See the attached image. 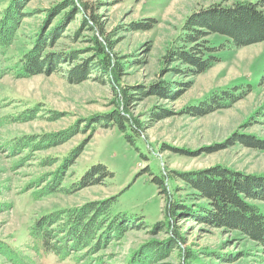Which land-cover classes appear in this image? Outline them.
<instances>
[{
    "label": "rangeland",
    "instance_id": "rangeland-1",
    "mask_svg": "<svg viewBox=\"0 0 264 264\" xmlns=\"http://www.w3.org/2000/svg\"><path fill=\"white\" fill-rule=\"evenodd\" d=\"M61 1L30 0L24 6L27 16L19 25L15 41L5 53L0 52V70L11 68L30 48L47 15L44 11ZM90 1L97 3L100 22L112 42L114 60L123 66L121 84H127L133 92L137 88L144 92L124 109L120 108L143 124V129L135 132L128 128L126 133L132 137L128 141L125 132L116 126L96 124L94 120L115 108L112 83L105 79L99 81L93 73L86 74L89 78L81 82H70L67 70L73 63L63 64V72L50 75L17 78L11 71L4 73L0 77V241L23 255L27 264H129L132 258L145 254L148 246L165 243L171 228L184 238L181 249L153 263L148 260L147 264H262L256 258L264 254L240 232L198 223L186 215L168 216L167 195L151 181L153 174L173 175L172 172L198 171L213 166L264 176V151L235 140L245 135L264 139L261 114V110L264 111L261 83L264 41L233 48L226 43V37L212 33L209 39L216 47L213 54L219 61L204 73L189 78L172 75L169 70L177 67V63H166L163 59L189 15L212 4L230 5L239 0ZM9 3L10 0H0V15ZM148 19H154L152 29L130 30L131 23ZM80 23V16L68 19L61 31L63 37L49 50L76 52L78 62L90 58L88 48L93 32L82 29ZM76 31H79L78 37H74ZM163 80L191 86L186 89L185 84L181 85L173 98L152 95L156 83ZM233 85L242 86L240 90L250 85L251 89L233 105L203 117L182 113L185 107L197 105L214 90ZM32 108L38 112L30 118L26 113ZM25 114L28 120H21ZM155 114H161L162 119L152 121ZM91 122L94 126L89 129ZM59 134L67 136L59 145L50 141L46 149L33 146L17 153L11 150L12 142L18 138L29 143L26 137H40L45 145L49 142L43 140ZM75 147L81 153L74 165L67 168L63 186H68L98 162L106 165L114 176L101 185L43 196L42 180L50 179L51 174L59 171L63 159ZM47 157L53 158L50 166L44 165ZM170 185L184 186L177 177ZM186 191L177 195L185 196ZM113 195H117L118 200L114 211H124L134 220H142V226L147 227H131L93 257L78 258L82 250L59 261L52 254L31 250L29 226L39 216L74 209ZM260 207L264 212V207ZM168 221L171 226L166 225ZM158 222L166 226L161 231L150 232L151 226ZM0 264H10V261L0 255Z\"/></svg>",
    "mask_w": 264,
    "mask_h": 264
},
{
    "label": "trees",
    "instance_id": "trees-1",
    "mask_svg": "<svg viewBox=\"0 0 264 264\" xmlns=\"http://www.w3.org/2000/svg\"><path fill=\"white\" fill-rule=\"evenodd\" d=\"M30 0H10L0 15V52L5 53L15 41L16 32L22 20L27 16L24 6ZM96 2L90 0H62L47 11L42 26L30 48L23 52L17 62L11 67L0 70V77L11 71L17 78H24L38 74L50 75L63 72L62 65L73 63L67 70V78L70 82H81L89 78V74H96L99 81L112 83L114 90V109L105 112L101 118L94 120L102 127L116 126L125 132L127 140L132 137L126 131H139L143 124L134 119L128 113L122 111L125 106L133 103L136 98L144 95L138 88L133 92L127 84L122 85L120 79L123 66L114 60L115 54L109 34L105 33L97 14ZM43 12V13H44ZM61 17L55 21V18ZM74 15L81 17L80 27L90 29L93 32L90 38L91 46L88 50L91 57L78 62L76 52L50 51L49 48L57 45V40L63 37L61 34L64 23ZM154 26V19L134 22L129 25L130 30H150ZM99 33V35H97ZM215 33L226 37V43L233 48H241L264 41V0H239L230 5L212 4L205 9L193 12L182 25V31L177 40L166 50L163 59L166 63H177V67L170 68L172 75L189 78L204 73L210 69L219 58L213 54L216 47L212 46L209 35ZM79 31L74 33L78 37ZM100 36V37H99ZM73 37V38H74ZM226 46L225 44L221 45ZM63 75V74H62ZM264 85V75L261 79ZM186 83L176 81H160L156 83L152 95L160 98H173L178 95L176 91ZM191 85L186 86L189 89ZM242 86L233 85L222 90H214L197 105H189L182 111L183 114L203 117L215 110L233 105L246 96L251 86L245 90ZM184 90V89H183ZM172 92H174L172 94ZM180 93V92H179ZM40 110V109H39ZM161 110V108L159 109ZM36 108L29 109L26 114L32 118L36 116ZM260 113V112H259ZM26 114L21 120H28ZM262 117L264 111L261 110ZM152 121L162 119L161 114L152 116ZM50 119H54L50 117ZM12 120V118H9ZM15 120L12 121H16ZM89 123V129L94 126ZM67 136L61 134L48 138L43 142L40 137L33 139L18 138L11 144V150L15 153L22 148L46 149L47 145L54 142L59 145L66 141ZM53 140V141H52ZM243 145L255 150L264 151V139L252 136H239L235 139ZM51 141V142H50ZM233 143V142H231ZM23 146V147H22ZM52 146V145H51ZM78 148V147H77ZM76 147L68 154L60 164L61 169L51 174L48 180H42V194L48 195L55 192L70 193L86 187L101 185L105 180H110L114 174L102 163L92 164L75 181L68 186H63L64 174L68 167L74 165L80 151ZM76 151V152H75ZM53 164V158L44 159V165ZM161 176L153 174L151 181L166 194L168 216H185L198 223H205L212 227L227 228L243 234L257 247V251L264 254V176L244 174L221 166H213L198 171L172 172ZM177 177L184 184L182 187L170 185V181ZM166 179V181H165ZM171 187V190H170ZM187 190L185 196L177 195ZM117 195L89 202L77 208L56 210L39 216L29 226V235L32 238L31 250L40 254H52L57 260H64L74 253L84 251L80 257H88L106 247L113 238L119 237L131 227L142 226L144 222L133 219L124 211H114L118 202ZM133 219V220H132ZM139 220V222H135ZM164 223L158 222L151 226L150 232L161 231ZM166 225H170L168 221ZM165 225V226H166ZM170 232L165 243L150 245L146 253L136 259L132 258L129 264H147L156 260L167 258L176 249H181L184 238L175 230ZM0 255L6 257L10 264H27L26 258L9 244L0 241ZM258 255V254H257ZM77 259V258H76ZM81 258L80 260H82ZM223 259V258H221ZM98 260V257H97ZM264 264V257L256 258ZM96 261V260H95ZM89 264V263H88Z\"/></svg>",
    "mask_w": 264,
    "mask_h": 264
}]
</instances>
